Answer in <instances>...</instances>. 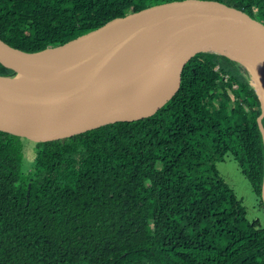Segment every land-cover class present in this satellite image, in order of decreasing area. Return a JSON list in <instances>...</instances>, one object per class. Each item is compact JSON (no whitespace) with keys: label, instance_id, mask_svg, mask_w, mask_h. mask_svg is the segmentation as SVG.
Instances as JSON below:
<instances>
[{"label":"trees","instance_id":"1","mask_svg":"<svg viewBox=\"0 0 264 264\" xmlns=\"http://www.w3.org/2000/svg\"><path fill=\"white\" fill-rule=\"evenodd\" d=\"M172 1L0 0V40L37 53ZM204 1L264 24V0ZM259 115L241 68L200 53L153 116L31 141L28 172L25 139L0 131V264H264V223L215 169L230 154L263 208Z\"/></svg>","mask_w":264,"mask_h":264},{"label":"water","instance_id":"2","mask_svg":"<svg viewBox=\"0 0 264 264\" xmlns=\"http://www.w3.org/2000/svg\"><path fill=\"white\" fill-rule=\"evenodd\" d=\"M200 53L233 61L247 77L264 153V24L217 1L151 6L37 53L0 40V65L14 73L0 75V131L40 143L144 120ZM261 200L264 211V166Z\"/></svg>","mask_w":264,"mask_h":264},{"label":"rangeland","instance_id":"3","mask_svg":"<svg viewBox=\"0 0 264 264\" xmlns=\"http://www.w3.org/2000/svg\"><path fill=\"white\" fill-rule=\"evenodd\" d=\"M225 79V78H224ZM232 105V103L230 104ZM25 139L23 149V171L31 170V145ZM218 176L234 192L236 199L241 203L246 212V219L249 223L259 221L264 223V211L260 207L258 198L254 195L247 179L241 174L237 163L230 154L224 155V160L215 164Z\"/></svg>","mask_w":264,"mask_h":264},{"label":"clouds","instance_id":"4","mask_svg":"<svg viewBox=\"0 0 264 264\" xmlns=\"http://www.w3.org/2000/svg\"><path fill=\"white\" fill-rule=\"evenodd\" d=\"M262 23V22H261Z\"/></svg>","mask_w":264,"mask_h":264}]
</instances>
